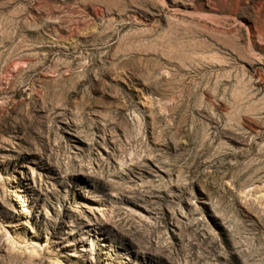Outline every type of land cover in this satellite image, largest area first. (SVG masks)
I'll return each mask as SVG.
<instances>
[{"label":"rangeland","instance_id":"1","mask_svg":"<svg viewBox=\"0 0 264 264\" xmlns=\"http://www.w3.org/2000/svg\"><path fill=\"white\" fill-rule=\"evenodd\" d=\"M0 264H264V0H0Z\"/></svg>","mask_w":264,"mask_h":264}]
</instances>
